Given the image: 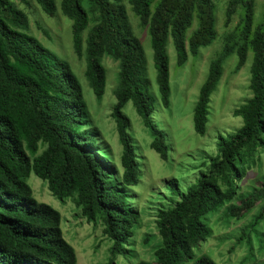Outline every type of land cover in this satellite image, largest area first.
<instances>
[{"label": "trees", "instance_id": "1", "mask_svg": "<svg viewBox=\"0 0 264 264\" xmlns=\"http://www.w3.org/2000/svg\"><path fill=\"white\" fill-rule=\"evenodd\" d=\"M19 1L27 4L26 0ZM35 2L45 15L56 14V0ZM128 2L141 26L148 27L157 92L161 105L168 108V38L173 43L176 64L182 66L187 58L185 33L193 14L198 28L189 39L191 55L195 56L214 37L213 2ZM90 3L97 15L85 40V77L97 100L105 92L102 57L107 54L119 62L111 117L121 146L120 183L110 179L108 167L98 155L95 136L82 130L86 104L70 65L26 32V17L13 0H0V264H77L73 248L62 236L59 212L33 198L27 184L30 174L46 182L48 191L59 202L75 198L86 220L99 216L111 242L107 264L127 255L125 247L133 236L137 216L128 205L126 189L136 186L141 176L123 114L129 102L152 139L151 149L161 159L167 158L164 135L153 122L155 100L146 79L147 62L132 33L123 0ZM59 8L72 21L73 49L80 56L82 34L89 24L83 0H61ZM238 8L242 18L226 35L220 54L209 65L193 109L192 127L196 135L205 134L208 104L221 79L223 63L235 55L240 69L250 51L251 97L234 112L242 125L234 134L217 138L216 155L209 159L211 171L201 175L183 194L176 180L170 182V195L180 200L157 214L160 246L154 252L155 261L137 264H216L207 256L194 260L193 249L209 235L203 218L231 201L236 179L244 173L246 157L264 145V6L257 23L253 0H230L227 17ZM40 145L44 149L37 155ZM220 181L227 185L225 190L220 188ZM230 210L235 215L243 211Z\"/></svg>", "mask_w": 264, "mask_h": 264}, {"label": "rangeland", "instance_id": "2", "mask_svg": "<svg viewBox=\"0 0 264 264\" xmlns=\"http://www.w3.org/2000/svg\"><path fill=\"white\" fill-rule=\"evenodd\" d=\"M129 0H123L133 35L140 42L147 62L146 79L154 97L153 122L164 135L167 148L166 160L151 149V137L140 117L129 102L123 109L128 121V137L135 150L141 170L139 182L126 189L127 202L137 216L133 236L125 247L127 255L118 256L113 264H137L140 261L154 262V252L160 246L156 219L162 209H170L180 197H172L169 184L176 180L183 194L203 174L211 171L209 159L216 155L219 136L234 134L242 125L234 112L251 97L249 89L252 54L249 51L243 67H236L237 58L232 55L222 66L221 79L210 97L206 131L203 136L194 133L193 109L198 92L206 79L209 65L220 54L224 38L232 32L242 18L240 8L231 17L226 10L230 0H212L214 37L206 46H201L195 56L190 53L189 39L198 28L193 14L185 33L187 58L182 66L176 64L173 43L168 38L166 53L169 65L170 98L168 108L160 103L152 64L148 27L141 26L132 13ZM27 4L13 0L27 20L26 32L36 38L55 57L65 60L76 75L86 104V124L82 130L90 131L96 138L97 152L110 173V179L120 183L121 146L118 142L115 122L111 111L115 105V90L118 85L119 62L105 54L101 63L105 69V92L97 100L85 77V40L95 24L96 13L90 0H83L88 13V28L83 32V52L78 56L73 49L72 21L60 12L61 0H56L57 11L52 17L45 15L35 0ZM254 21L257 23L263 11L264 0H253ZM44 147L39 146L40 154ZM244 173L237 177L235 193L231 201L203 218L209 235L193 249L194 260L207 256L216 264H264V145L257 146L246 157ZM27 184L33 198L58 211L60 229L64 240L73 248L77 264H107L111 255V242L104 234L99 218L86 220L75 205V198L59 202L47 189V184L30 174ZM222 190L227 188L219 182ZM241 208L235 215L230 208ZM248 209V210H247ZM247 210V211H246ZM191 264V263H190Z\"/></svg>", "mask_w": 264, "mask_h": 264}]
</instances>
